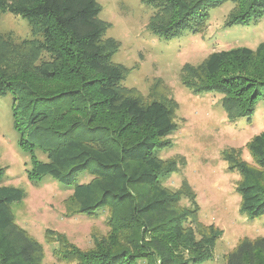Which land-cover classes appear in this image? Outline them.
Returning <instances> with one entry per match:
<instances>
[{"label":"trees","instance_id":"16d2710c","mask_svg":"<svg viewBox=\"0 0 264 264\" xmlns=\"http://www.w3.org/2000/svg\"><path fill=\"white\" fill-rule=\"evenodd\" d=\"M143 2L153 8L148 30L165 39L200 33L211 11L226 2L236 6L227 26L257 25L264 17V0ZM5 12L26 18L32 33L18 39L0 30V95L12 98L20 143L32 159L29 178L50 176L72 187L66 211L72 208L88 217L106 209L111 213L108 234L90 251L48 230L46 236L58 245L55 251L64 264H200L210 259L220 234L196 240L185 213L172 206L178 193H170L162 182L165 173L178 167L174 159L172 167L165 165L158 154L170 146L168 135L178 128L177 109L161 100L143 101L123 85L130 70L113 61L121 44L106 36L110 26L100 18L101 4L0 0V18ZM244 58L251 66L224 71ZM201 69L185 65L183 84L195 94L220 95L230 121L251 119L264 102V43L256 49L214 51ZM101 113L122 116L126 123L105 124ZM127 131L132 132L129 137ZM247 145L253 165L237 160L229 149L223 156L230 170L240 174V214L254 219L264 216V132ZM36 151L46 159H39ZM1 172L0 264H41V246L11 210L24 192L4 184L6 174ZM83 173L90 174V181L76 182ZM226 264H264V236L240 241L226 255Z\"/></svg>","mask_w":264,"mask_h":264},{"label":"rangeland","instance_id":"374dc122","mask_svg":"<svg viewBox=\"0 0 264 264\" xmlns=\"http://www.w3.org/2000/svg\"><path fill=\"white\" fill-rule=\"evenodd\" d=\"M97 1L102 6L100 18L110 26L106 36L121 44L113 61L130 70L123 85L142 95L143 101L161 100L177 109L178 128L168 135L170 146L158 154L165 165L171 166L174 159L178 167L165 173L162 182L170 193H178V201L172 206L185 213L187 226L193 229L196 240L220 234L212 257L200 264H226V255L240 241L264 236V216L251 219L240 214L241 197L237 191L240 174L230 170L223 156L224 150L229 149L237 160L255 164L247 144L252 136L264 132V102L251 119L230 121L221 96L212 92L193 93L183 84L181 72L185 65L202 70L214 51L235 47L256 49L264 43V17L257 25L227 26L236 6L226 2L211 11L200 33L187 32L165 39L148 30L153 8L143 0ZM0 30L12 32L18 39L32 37L28 20L10 12L1 15ZM244 60L247 59L234 61L224 71L234 72L242 64L248 67L250 63ZM11 105V96L0 95V169L6 174L3 183L24 192L21 201L12 202L11 210L15 221L41 246V264H64L55 251L58 245L46 236L48 230L65 234L80 249L90 251L108 234L111 213L106 209L98 216L88 217L74 214L72 208L66 211L72 187L50 176L33 181L29 178L27 170L32 168V159L20 143ZM100 122L119 127L126 120L101 113ZM131 133L127 131L125 135L129 137ZM35 153L39 159H46L41 152ZM90 179V174L83 173L76 182ZM138 264L148 262L140 260Z\"/></svg>","mask_w":264,"mask_h":264}]
</instances>
